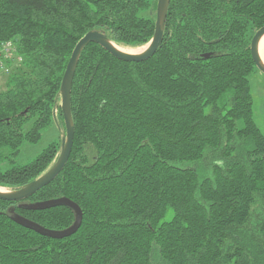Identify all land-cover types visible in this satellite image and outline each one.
Masks as SVG:
<instances>
[{
  "label": "trees",
  "instance_id": "1",
  "mask_svg": "<svg viewBox=\"0 0 264 264\" xmlns=\"http://www.w3.org/2000/svg\"><path fill=\"white\" fill-rule=\"evenodd\" d=\"M158 0H0V42L22 61L0 78V187L15 190L57 160L51 143L17 164L57 123L77 42L153 38ZM264 0H170L150 58L124 61L96 42L71 90L69 160L22 201L0 199V264H264V134L253 113L250 45ZM82 211L79 229L54 238ZM172 212L169 218V213ZM33 225V226H34Z\"/></svg>",
  "mask_w": 264,
  "mask_h": 264
},
{
  "label": "water",
  "instance_id": "2",
  "mask_svg": "<svg viewBox=\"0 0 264 264\" xmlns=\"http://www.w3.org/2000/svg\"><path fill=\"white\" fill-rule=\"evenodd\" d=\"M169 3L170 0H158L155 33L153 38L148 42L147 44L148 46L141 52L129 53L118 49L104 32L98 30H92L86 33L77 42L70 57V60L68 62L61 84V110L63 113L65 127H66V132L62 137L61 152L57 160L53 163V165H51L49 169H47L42 175H40L38 178L34 179L33 181L29 182L28 184L24 185L21 188L5 191V192L0 191V199L9 200V201H22L30 197L38 190H40L41 188L49 184L51 181H53L64 169L66 163L68 162L70 154L72 152L74 136H75V125H74L72 109H71L72 83H73L76 67L79 61V57L85 46L91 42H96L101 46H103L114 56L124 61H144L150 58L156 53L163 40ZM263 36H264V25L255 32L251 40L250 51L255 65L259 70H261L264 73V62L262 61L259 54V42ZM63 203L73 206L77 213L76 222L69 229L62 231H49L37 227L36 225L30 223L26 219H24V222L26 223L27 226L34 227L35 230L47 236H51L54 238H63L69 236L75 233L79 229L82 222V211L76 203L68 199H64Z\"/></svg>",
  "mask_w": 264,
  "mask_h": 264
},
{
  "label": "rangeland",
  "instance_id": "3",
  "mask_svg": "<svg viewBox=\"0 0 264 264\" xmlns=\"http://www.w3.org/2000/svg\"><path fill=\"white\" fill-rule=\"evenodd\" d=\"M121 46V45H120ZM148 45L141 47L129 48L138 52L143 51ZM125 47V46H123ZM250 86L251 93L253 96V113L254 119L264 134V73L256 69L250 75ZM62 133L55 122L43 131L41 139L37 143H24L21 147V152L15 157L17 164H27L36 159L43 150L48 147L51 143H60L62 141ZM6 191L9 189L4 188ZM172 212L169 213L168 217H171Z\"/></svg>",
  "mask_w": 264,
  "mask_h": 264
},
{
  "label": "built area",
  "instance_id": "4",
  "mask_svg": "<svg viewBox=\"0 0 264 264\" xmlns=\"http://www.w3.org/2000/svg\"><path fill=\"white\" fill-rule=\"evenodd\" d=\"M17 50L13 43L10 41L0 42V78L6 72L10 70L11 61H15L18 64L22 61V57L17 55Z\"/></svg>",
  "mask_w": 264,
  "mask_h": 264
},
{
  "label": "bare ground",
  "instance_id": "5",
  "mask_svg": "<svg viewBox=\"0 0 264 264\" xmlns=\"http://www.w3.org/2000/svg\"><path fill=\"white\" fill-rule=\"evenodd\" d=\"M115 44V43H114ZM115 46L122 50V51H126V52H129V53H137L138 51H135V50H131L129 48H126V47H123V46H120L118 44H115ZM259 54H260V57L262 59V61L264 62V36L261 38L260 42H259ZM0 191L1 192H5L6 190L4 188H1L0 187Z\"/></svg>",
  "mask_w": 264,
  "mask_h": 264
}]
</instances>
